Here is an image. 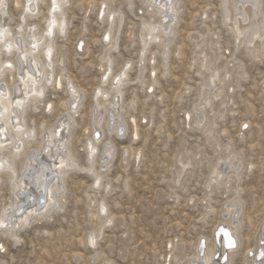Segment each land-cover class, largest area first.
Segmentation results:
<instances>
[{"label": "rangeland", "instance_id": "rangeland-1", "mask_svg": "<svg viewBox=\"0 0 264 264\" xmlns=\"http://www.w3.org/2000/svg\"><path fill=\"white\" fill-rule=\"evenodd\" d=\"M14 1L5 0L0 23L17 32L25 14L21 31L34 24L41 32L49 0H39V9L23 14ZM261 2L259 10L264 11ZM151 11L145 0L64 2L67 26L64 33L56 29L53 39L64 70L54 65V73L67 76L84 92L67 146L78 164H88L84 143L94 131L91 96L101 86L103 59L109 55L112 76L130 61L122 108L116 113L122 131L107 133L109 116L103 111L100 140L110 142L113 152L105 167L95 156L100 185L93 184L91 175L68 169L60 180L57 205L12 232L0 228V264H189L198 242H204V249L211 244L225 204L236 196L240 246H234L230 264H243L247 250L263 238L264 42L258 53L250 54L235 41L223 18L222 0H178L177 12L169 14L172 23L167 31L172 38L164 43L165 55L161 47L149 43L138 63L143 26L156 24L161 17ZM110 14L116 16L112 25L107 20ZM119 14L120 24L116 23ZM107 30L118 38L110 52L105 51L106 39L102 40ZM212 68L218 69L221 80L214 87L206 85ZM109 79L102 88L109 87ZM2 84L12 87L8 73ZM47 89L44 102L25 112L26 123L38 138L41 131L60 123L67 107L64 88ZM46 101L53 103L50 113L44 109ZM132 130L138 134L134 136ZM210 136L218 145L210 142ZM39 141L29 154L40 149ZM226 147L241 156L240 174L227 171V183L211 181ZM178 156L190 162L180 177H176ZM23 161V157L15 160L18 172ZM12 192V181L2 175L0 215L11 206ZM213 258L212 264H217L222 253L217 251Z\"/></svg>", "mask_w": 264, "mask_h": 264}, {"label": "bare ground", "instance_id": "bare-ground-1", "mask_svg": "<svg viewBox=\"0 0 264 264\" xmlns=\"http://www.w3.org/2000/svg\"><path fill=\"white\" fill-rule=\"evenodd\" d=\"M66 1H48L45 19H43L45 26L41 32H37V27L34 24L27 28L28 31H21L25 14L17 24L19 28L17 32H12L11 30L13 29H10L8 25H2L0 23V82H4V75L7 73L12 82V87H9L8 84H2L0 86V179L2 175H5L12 181L14 188V194L12 192V195L15 197L10 203L11 206L9 208H3L0 215V221L3 222L0 228H4V232H12L17 227H23L25 223L30 222V218L47 213L49 209L57 205L61 199L56 198L59 195H56L57 191L61 189L60 180L64 179V176L70 168L91 175L93 177V184L100 185L101 173L95 170V156L97 154V160L102 161L100 167H105L109 163V156L113 152V146L110 142H101L100 139L103 134L97 140L94 138L96 131H102L98 126L100 125V120L103 119L102 117L105 111L109 116V127L106 129L107 133L112 134L116 132L117 134V132L122 131V124L117 119L116 113L122 108L120 100L123 95V85L128 80L126 77H128L127 72L130 67V61L126 62L122 69L112 76L111 64L113 61L109 55L103 59L106 62L105 66L101 65L103 68V73L99 81L101 86H98L91 96L94 131L91 136L87 137V141L84 143L86 156L89 157L88 164L84 166L78 164L67 146L71 131L70 128L75 122L74 116L78 112L77 108L80 107L79 105L81 104L84 92L74 85L67 76L56 75L54 73V65L60 66L61 71L64 70L62 67L63 57L61 55L56 56L53 39L56 34V29L64 33L65 27L67 26L63 12V5ZM177 1L145 0L147 6L152 8L154 13L160 14L161 17L156 24H146L145 22V26L143 27H145L146 31L144 32V29L141 34L142 47L138 63L144 60L143 55L147 51L149 43L161 47L165 55L167 48H165L164 43L172 38V35L170 36L169 31H167L172 21L169 19V14L171 12H177ZM260 2L261 0H222L223 18L227 21V24H230V32L235 41L240 42L243 47L245 46L250 54L258 53L264 42V11L259 10L261 6L259 5ZM14 3L16 7H22V14L24 12L32 13L39 9V0H15ZM245 3H249V5L245 6ZM0 8L1 15H3L6 12L5 0H0ZM104 12L106 11L104 10L102 13L104 14ZM260 13L262 14L260 16L261 20H257V22L256 18ZM114 16H111V20L109 18L107 19L111 25L113 24ZM117 16L116 23L120 24L121 14ZM246 21H250V24L247 23L244 25L243 23ZM107 31L105 51L110 52L113 48L115 49L117 47L118 38L115 36L111 37L110 30ZM102 40H104V35ZM76 46L82 49V44L77 42ZM152 59H154L153 56ZM8 65H11V67ZM209 69L211 68L208 66L207 70ZM118 77L119 80L117 79ZM63 78L65 82L62 80ZM108 79L109 87L106 89L102 88L105 87L103 84ZM221 79L223 80V78ZM217 81H221L218 75V69L212 68L210 76L206 79V85L214 87ZM48 86L51 89L64 88L68 95L67 107L60 123L54 125L53 128L41 131L42 134L38 138L34 128L26 123L25 112H28V109L31 110V108L37 109L44 102V93ZM218 94L219 92H215L214 95L217 96ZM52 105V101H46L44 103V109H47L50 113ZM132 121L133 123L135 122L134 117ZM135 126L136 124H134ZM132 132L134 136L138 134L136 130H132ZM211 137L210 142L218 145L216 139ZM37 139H40L39 143L42 146L36 151V154H29L31 147ZM99 143L101 145L100 148L98 146ZM98 148L100 149L99 153ZM225 150L219 168L214 166L211 181L227 183V171L232 172L234 176H239L240 174L239 171L242 165L241 156L230 147H226ZM22 157L24 161L21 166V172L19 171V173L15 165V160ZM177 163L180 170L176 177H180L181 170L189 165L190 162L189 160L183 161L182 157L178 156ZM236 197L225 204L224 218L220 222L221 226L218 224L216 227V235L212 238L211 244L206 245L204 249V242L203 244L201 241L200 244L198 242L194 258L189 260V264H210V262L212 264L214 258H216H213V255L217 251L222 253V258L218 260L217 264H221V262H224L223 264H230L233 249L240 246L237 235L240 224L238 217L240 209L239 201ZM103 206L102 211L104 210ZM19 210H21L20 214L17 213ZM14 238H16L15 235ZM95 239V235L91 236L92 243ZM262 242H264V235L263 238H259V241L253 249L247 250L246 256H248V259L243 264H264V244H261ZM202 251L204 252L203 254ZM249 252H251V256H249ZM200 255L202 256L201 258ZM260 258H262L261 261L259 260ZM199 259H201L200 262H198Z\"/></svg>", "mask_w": 264, "mask_h": 264}, {"label": "built area", "instance_id": "built-area-1", "mask_svg": "<svg viewBox=\"0 0 264 264\" xmlns=\"http://www.w3.org/2000/svg\"><path fill=\"white\" fill-rule=\"evenodd\" d=\"M104 39H106V36L104 35ZM101 133L99 131H96V133L94 134V138L97 140L99 139Z\"/></svg>", "mask_w": 264, "mask_h": 264}, {"label": "snow or ice", "instance_id": "snow-or-ice-1", "mask_svg": "<svg viewBox=\"0 0 264 264\" xmlns=\"http://www.w3.org/2000/svg\"><path fill=\"white\" fill-rule=\"evenodd\" d=\"M54 7H55V4H54ZM106 39H107V37H106ZM9 67H11V65H8ZM118 80H119V77L117 78ZM99 94V93H98ZM49 107H51V106H49ZM2 224H3V222L2 221H0V226H2Z\"/></svg>", "mask_w": 264, "mask_h": 264}]
</instances>
